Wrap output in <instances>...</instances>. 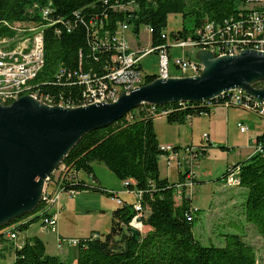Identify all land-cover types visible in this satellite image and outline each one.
<instances>
[{
    "label": "trees",
    "instance_id": "trees-1",
    "mask_svg": "<svg viewBox=\"0 0 264 264\" xmlns=\"http://www.w3.org/2000/svg\"><path fill=\"white\" fill-rule=\"evenodd\" d=\"M245 2L0 0V38L16 35L6 23L38 20V14L31 16L29 13L36 3L50 5V18L56 23L46 25L44 22L45 64L30 81L25 94L36 93L51 97L55 104L64 102L79 106L84 102V86L78 83L75 75L70 77L69 74L83 71L103 76L111 67L114 53L111 44L103 43L111 40L121 24H128L137 35L142 27L151 28L152 47L160 48L167 43L163 34L170 14L179 13L184 20L192 21L190 28L185 25L172 33L175 40L194 36L193 32L205 21L223 23L228 18L238 17V9ZM155 79L156 75H146L145 84ZM255 86L262 87L264 82H256ZM19 97L3 102L10 104ZM224 101L225 98L214 99L210 102L211 107L208 102H172L158 106L155 111L147 110L145 104L140 105L113 123L85 134L62 160L61 165L65 167L62 187L65 190L115 194L107 191L95 178V163L104 164L120 180L134 181L129 187L143 192L142 202L148 208L142 222L149 229L141 233L140 241H134L128 232L137 213L133 203H123L112 212V226L108 233L79 239L75 263L49 254L45 242L38 236L29 237L18 245L17 239H10L5 233L0 234V259H6L9 253L14 255L12 264H258L257 250L245 236L228 233L224 235L225 245H204L194 233L195 214L199 209L193 206L192 196L184 195L180 200L175 197L177 184L184 180L188 169L178 183L170 182L160 173V158L169 153L161 148L154 126L159 112L167 111L165 116L170 123H184L195 115L210 113L212 107ZM256 142H264V131L257 136ZM232 171L234 178H238L234 180L247 190L242 212L264 239V152L254 153L228 166L222 181L230 180L227 176ZM82 174L92 177L94 182H88ZM44 206L45 202L41 201L31 214L0 226V230L16 223L12 230L19 234L41 218L38 213L43 209L45 212ZM24 218L27 220L22 222Z\"/></svg>",
    "mask_w": 264,
    "mask_h": 264
},
{
    "label": "water",
    "instance_id": "water-1",
    "mask_svg": "<svg viewBox=\"0 0 264 264\" xmlns=\"http://www.w3.org/2000/svg\"><path fill=\"white\" fill-rule=\"evenodd\" d=\"M204 69L198 76L157 78L122 94L112 103L66 108L50 106L31 95L0 102V226L30 214L40 204L48 178L88 132L105 127L144 103L212 101L223 92L241 89L264 101V52L244 50L215 57L198 51ZM134 241L141 231L130 226Z\"/></svg>",
    "mask_w": 264,
    "mask_h": 264
},
{
    "label": "rangeland",
    "instance_id": "rangeland-1",
    "mask_svg": "<svg viewBox=\"0 0 264 264\" xmlns=\"http://www.w3.org/2000/svg\"><path fill=\"white\" fill-rule=\"evenodd\" d=\"M185 25L190 28L192 21L190 19L184 20L182 14L172 13L168 16L166 27L168 44L172 45L174 42L172 33L181 30ZM25 35V33L21 32L18 38L24 37ZM126 36L130 45L135 49L152 47L151 34L146 27L141 28L138 36L131 30L127 31ZM14 42L12 41V44ZM186 51L187 58L191 55V50ZM170 52V75L173 77L179 76L181 73L174 61L176 58L184 56L183 50L180 47L171 46ZM190 57L196 59V55ZM141 69L144 75H158L160 72L159 54L154 52L143 57L141 60ZM1 103L7 105V103L2 101ZM230 108L234 111V114L230 117V120H224L223 127L218 128L217 132H215L217 137L212 136L215 135L214 133L211 135L210 139H212V144H209L207 137L209 133L206 121L208 113L193 117L195 119L194 121H196L193 135L191 119L177 124L167 122L166 119H162L164 118L161 117L163 115H160L161 122H164L162 123L163 125H157V131L161 135L160 137L171 138V133L174 128H180L183 125H187L188 127L186 140H182L177 152L172 154L175 159L170 160L168 163V155H166L160 158V165L163 174L170 169V173L172 174L170 179L172 181H177L181 173L183 174L186 168L190 169L191 166L196 178L194 187L191 190L192 203L195 208L199 209L195 214L194 233L204 245L214 244L216 246H223L225 245L224 235L236 233L245 236L246 240L256 248L258 264H264V239L257 233L254 225L247 221L242 212V204L247 190L239 186V184L229 187L222 181V175L227 170L228 163L244 160L247 157V153L254 152L256 135L263 131L264 117L255 111L241 107L231 106ZM237 122L248 126V130L246 132L241 131L237 126ZM190 144L196 145L200 150V154L192 165H190V154L187 150ZM200 146H205L203 148L206 150V153L201 151L203 148ZM62 167L60 164L58 169L52 174L55 178L61 174ZM94 170L98 180H100V184L107 191L116 193L123 200H126V197L133 199L132 195L122 192L124 189L126 190L123 180H120L104 164L95 163ZM82 175L87 178L88 182H94L93 178L90 179L87 174ZM54 188V183L50 182L48 191L52 192ZM71 197L65 196V193H63L59 201L61 205L59 212L60 222L57 223L56 227L62 234L69 237H80L82 233L92 235V231H97L103 235L110 231L112 226V212L121 206L112 195L105 192L80 191L74 193ZM77 199L79 202H76ZM54 209L56 208L54 207ZM31 225L29 230H23L21 233L23 235H40L47 243V249L50 253L62 249L58 247V239L56 242V230H44L41 226V218ZM139 230L141 233L146 232L143 223L142 228ZM17 243L20 244L19 242ZM64 246L69 245L65 244ZM13 256H7L3 260L0 259V264H12ZM69 261L68 263H70Z\"/></svg>",
    "mask_w": 264,
    "mask_h": 264
},
{
    "label": "built area",
    "instance_id": "built-area-1",
    "mask_svg": "<svg viewBox=\"0 0 264 264\" xmlns=\"http://www.w3.org/2000/svg\"><path fill=\"white\" fill-rule=\"evenodd\" d=\"M51 12L52 8L50 5L40 6L36 3L29 9V13L31 16L38 14V20H28L14 24L6 23V25L16 31V35L12 38H0V96L3 100H9L10 96H22V94H18V85L30 83L31 71L43 69L45 64L44 28L47 24L53 25L56 23V21L50 18ZM238 12V17L228 18L223 23L205 21L201 28L193 32L194 36L175 39L172 45L168 44L167 41L160 48H133L126 36L127 31L131 30V27L128 24H121L112 35L111 40L103 43V45L109 46L111 44L114 49L111 57V71H105V74L100 77L95 73L83 71L73 74L70 73L69 76L72 77L75 75L78 83L84 86L82 94L83 100H90V94H100L102 96V103L105 98H112V102H115L122 94L131 93L134 89L138 88V85H141V82L145 81L146 75L142 72L141 60L150 53L157 52L160 56V72L156 76V79L171 77L169 72L171 46L182 48L184 53L183 57H178L174 61L181 73L178 77H190L200 74L204 69L203 63L197 58L190 57L196 55L198 51L238 53V49H246L240 48V40H252V46L264 47V0H246L245 4L239 7ZM146 28L151 34L152 29L149 27ZM21 32L26 35L18 38ZM163 37L167 40V32L163 34ZM190 38H198V48L183 47V40H190ZM12 41L15 42L12 44ZM186 50H191V55L187 58ZM31 95L47 105H49V101H53L49 96L38 95L36 93ZM219 98H225L222 105L226 107H241L255 111L264 117V101L247 94L241 89L229 90L226 97H216V99ZM58 106L69 108V103L59 102ZM145 106H147V110L151 111H155L158 107L155 104L149 103H145ZM208 106L211 107L212 104L208 102ZM159 114L165 116L167 111L163 110ZM238 127L244 132L248 130V126H245L243 123H238ZM161 148L168 151V153L173 150V147L170 145L161 146ZM189 151L195 152L193 155L190 154V165H192L196 156L199 155V152L193 147H190ZM263 152L264 142H256L254 153ZM168 157L172 159L174 156L168 154ZM62 166L61 174L57 178L54 175L48 178L41 200L45 202L44 208L46 213L43 209L38 214L41 215V226L47 231L56 229L55 227L58 223V216L61 209V205L59 204L61 195L65 193L71 197L74 193L78 192L75 190H65L62 187V172L65 168L64 165ZM227 178H231V181L238 179L234 178V171L230 172ZM195 180L194 172L190 166V170L185 179L177 184V190L175 192L177 200H180L184 195H191ZM50 182H53L55 185L52 192L48 191ZM131 183L134 184V181H124V186L128 188L130 193L134 194L136 199L133 206L137 213L131 220L130 225L141 229L143 223L142 218L148 214V208L142 202L143 192L129 187ZM112 197L116 199L118 204L122 205L124 203L116 193ZM189 219L191 220L192 218L189 217ZM26 220L27 218L23 219L22 222ZM15 225L16 223L4 227L3 230H0V234L5 233L10 239H17L19 234L12 230ZM65 244L77 246L79 240L58 238L59 248H63Z\"/></svg>",
    "mask_w": 264,
    "mask_h": 264
},
{
    "label": "crops",
    "instance_id": "crops-1",
    "mask_svg": "<svg viewBox=\"0 0 264 264\" xmlns=\"http://www.w3.org/2000/svg\"><path fill=\"white\" fill-rule=\"evenodd\" d=\"M234 114V111L230 108V107H225V106H222V105H217V106H214V107H212L211 108V112L210 113H208L207 115V128L209 129V133L207 134V137H208V139H209V144H212V142H211V140L212 139H210V137H211V135L214 133L215 135H212V136H214V137H217V135H216V133L215 132H217V130H218V128H221V127H223V124H224V120H230V117L232 116ZM205 116V115H204ZM161 117H164V118H162V119H166V121H167V118H166V116H161ZM160 116H158V117H156L155 119H154V126H155V130H156V133H157V137H158V140H159V143H160V145L161 146H166V145H170V146H175V149H174V147H173V149H174V151L175 152H177V149L181 146V141L182 140H186V138H187V134H188V127H187V125H183V126H181L180 128L178 127V128H174V130H172V135H171V138H166V137H160L161 135H159V133H158V131H157V125L159 124V125H163L162 123H164V122H161L162 120H160V118H161ZM188 119H191V127L193 128L192 130V135H193V132H194V127H195V123H196V121H194L195 119L192 117V118H188ZM168 122V121H167ZM238 123H241V122H237V126H238ZM177 124H181V123H177ZM263 131H264V125H263ZM262 131V132H263ZM182 132V133H181ZM261 132V133H262ZM260 133V134H261ZM260 134H257L256 135V138H257V136L258 135H260ZM228 136V135H227ZM193 137V136H192ZM162 138V139H161ZM191 142H192V138H191ZM190 147H193V148H197L196 147V145H193V144H190L189 145V147H188V149L190 148ZM201 147V146H200ZM202 148V147H201ZM202 151V150H201ZM202 152H204V153H206V151H202ZM252 154H253V151H251V152H249V153H247V157L245 158V159H247V158H249L250 156H252ZM165 157V156H164ZM169 158V157H168ZM168 158H167V161H168ZM244 159V160H245ZM240 161H242V160H240ZM240 161H233V162H231V163H228V166H231V165H233V164H236V163H238V162H240ZM168 163H169V161H168ZM99 164V163H98ZM159 166H160V173H161V176L162 177H165V178H168L169 179V181L170 182H172V183H178L179 182V180H180V178H181V176H182V173H181V176H180V178L177 180V181H172L170 178H171V176H172V174L170 173V169H168L167 171H166V173L165 174H163L162 173V169H161V165H160V161H159ZM186 170H187V168H186ZM94 173H95V178L98 180V178H97V176H96V172H95V170H94ZM184 173V172H183ZM92 177H90V179H91ZM87 179V178H86ZM98 182L100 183V180H98ZM124 182V181H123ZM225 183V182H224ZM122 192H124V193H128V194H130V195H132V197H133V199H129L128 197H126V200H123L119 195V197L123 200V202L124 203H133L134 204V202H135V196H134V194H132V193H130L129 191H128V188H126V190L124 189ZM67 194H65V196H66ZM68 196V195H67ZM72 198V197H71ZM72 200V199H71ZM128 200V201H127ZM76 202H79L78 201V199H77V201ZM80 202H82V201H80ZM70 204V203H69ZM77 204V203H76ZM58 222H60V215L58 216ZM32 225H30L29 227H28V230L30 229V227H31ZM149 228H148V226H146L145 225V230L147 231ZM56 231V242H57V239L58 238H71V239H81V238H85V237H88V236H90V235H85V233H82L81 235H80V237H69V236H67V235H64V234H62L60 231H59V229L56 227V229H55ZM145 230H144V232H145ZM92 234H94V235H97V234H99L100 235V233L99 232H97V231H92ZM143 234V233H142ZM33 236H38V237H40L41 238V236L40 235H28V234H25V235H23L21 232L19 233V235H18V238H17V242H19V243H22L25 239H27V238H29V237H33ZM42 239V238H41ZM43 240V239H42ZM44 241V240H43ZM45 242V241H44ZM45 245H46V250H47V252L49 253V254H53V255H57V256H59L62 260H64V261H66V262H68L69 260V262L70 263H75L76 261H77V246H74V245H69V246H64L62 249H60V250H58V251H56V252H52V253H50V251H48V249H47V243L45 242ZM7 256H10L9 255V253H7ZM13 259H14V257H12ZM3 260V259H2Z\"/></svg>",
    "mask_w": 264,
    "mask_h": 264
},
{
    "label": "bare ground",
    "instance_id": "bare-ground-1",
    "mask_svg": "<svg viewBox=\"0 0 264 264\" xmlns=\"http://www.w3.org/2000/svg\"><path fill=\"white\" fill-rule=\"evenodd\" d=\"M183 47L184 48H198V38H190V40H183ZM240 48H246V49H238V53H220V51H211V53L215 56V57H221V56H226V55H230V56H234V55H238L240 54L242 51L244 50H256V51H260V52H264V47L263 46H252V40H240ZM177 67V66H176ZM41 70H37V71H31L30 73V80H33L37 75L38 73H40ZM61 71V70H60ZM108 71H111V67L108 69ZM201 74V73H200ZM200 74H197V75H194L195 76H198ZM60 76V75H59ZM157 76V75H156ZM172 77V76H171ZM178 77V76H176ZM169 78V77H168ZM29 84L30 83H25V84H21V85H18V94H24L26 95V91L29 89ZM145 84V81L144 82H141V85H138V87L142 86ZM226 94H228V91L226 92H223L222 94H220L219 96L217 97H226ZM23 95V96H24ZM31 95V94H29ZM33 97V95H31ZM15 96H10V99L14 98ZM21 98V96L19 97V99ZM216 99V98H215ZM18 100V99H17ZM16 100V101H17ZM3 102V98H1L0 96V102ZM15 102V101H14ZM206 102H211V101H206ZM94 103H102V96H100V94H90V100H84V102L79 105V106H86V105H89V104H94ZM103 103H112V98H105L103 99ZM145 104V103H144ZM49 105L50 106H55V105H58V104H55L53 101H49ZM143 105V104H142ZM222 105V104H221ZM224 106V105H222ZM71 107H78V106H69V108ZM226 107V106H225ZM231 107V106H229ZM242 131V130H241ZM244 132V131H243ZM190 149V148H189ZM189 149H187L189 151ZM173 153H176L174 151V149L169 152V154H173ZM189 154L193 155L195 154V152H192V151H189ZM200 154V152H199ZM254 154V152H253ZM198 156H196L197 158ZM195 158V159H196ZM172 159H175L174 157H172ZM172 159H169L168 158V161L172 160ZM190 160V159H189ZM194 163V162H193ZM188 171L185 173V177L187 175V173L189 172V168H187ZM185 179V178H184ZM227 186L229 187H233L232 185H238V180H234V181H231L228 180V181H225V183ZM138 226H140V224H138Z\"/></svg>",
    "mask_w": 264,
    "mask_h": 264
}]
</instances>
